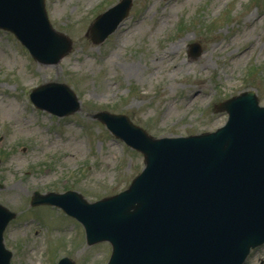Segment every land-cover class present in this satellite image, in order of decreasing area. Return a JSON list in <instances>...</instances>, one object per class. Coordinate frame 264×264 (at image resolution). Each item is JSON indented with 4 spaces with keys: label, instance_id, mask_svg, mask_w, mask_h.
<instances>
[{
    "label": "rangeland",
    "instance_id": "rangeland-1",
    "mask_svg": "<svg viewBox=\"0 0 264 264\" xmlns=\"http://www.w3.org/2000/svg\"><path fill=\"white\" fill-rule=\"evenodd\" d=\"M118 1L46 0L53 28L73 43L56 65L36 62L0 31V203L20 215L5 238L11 264L64 256L107 263L109 244L88 246L60 210L29 207L34 191L73 190L89 202L114 196L143 170V156L95 113L126 115L153 137L170 138L223 127L227 115L215 106L240 93L255 92L264 106V0H133L122 26L94 44L91 25ZM193 43L199 56H190ZM48 83L70 87L80 111L58 118L35 109L28 95ZM247 264H264V246Z\"/></svg>",
    "mask_w": 264,
    "mask_h": 264
},
{
    "label": "water",
    "instance_id": "water-1",
    "mask_svg": "<svg viewBox=\"0 0 264 264\" xmlns=\"http://www.w3.org/2000/svg\"><path fill=\"white\" fill-rule=\"evenodd\" d=\"M130 5L123 0L97 19L91 29L95 43L117 28ZM0 28L12 31L44 64L58 63L71 50V42L50 27L44 0H0ZM200 53L197 47L194 54ZM64 97L78 109L62 85L32 95L38 107L56 113L57 104L48 101ZM223 108L230 115L226 127L187 139L155 140L125 116L98 115L144 154L145 171L129 190L97 204L67 193L36 194L33 205L63 208L84 224L89 244L109 241V264H243L250 249L264 243V108L253 93ZM11 217L0 206V264L11 257L2 244Z\"/></svg>",
    "mask_w": 264,
    "mask_h": 264
}]
</instances>
